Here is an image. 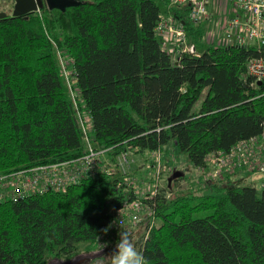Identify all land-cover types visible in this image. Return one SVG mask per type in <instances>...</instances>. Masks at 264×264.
I'll return each instance as SVG.
<instances>
[{
  "label": "trees",
  "instance_id": "16d2710c",
  "mask_svg": "<svg viewBox=\"0 0 264 264\" xmlns=\"http://www.w3.org/2000/svg\"><path fill=\"white\" fill-rule=\"evenodd\" d=\"M74 1L0 19V174L86 155L78 114L96 151L171 144L195 167L260 132L264 80L252 82L246 64L264 48L208 44L205 24L167 0ZM168 14L198 56L162 47L155 27ZM210 191L141 199L156 216L140 249L149 264H264V189L227 181ZM135 197L122 173L98 171L64 191L1 201L0 264L71 259Z\"/></svg>",
  "mask_w": 264,
  "mask_h": 264
},
{
  "label": "built area",
  "instance_id": "2783aa9c",
  "mask_svg": "<svg viewBox=\"0 0 264 264\" xmlns=\"http://www.w3.org/2000/svg\"><path fill=\"white\" fill-rule=\"evenodd\" d=\"M222 1L232 5L234 10L231 16L225 17L221 21L211 20L210 18L212 14L209 11V5H217L215 0H167V5L170 7L187 5L189 9L188 18L193 23H208L206 26V29L208 27L206 30L208 44L220 47L253 45L257 50L261 47L263 48L264 0ZM239 11L243 12L242 16L238 15ZM210 20L211 22L209 23ZM155 33L159 37L162 47L172 54L174 58L183 53L192 56L199 55V50L193 43L188 41L180 21L172 15L160 17L155 27ZM246 74L249 77L252 76L255 81H257L256 79L264 80V58H250L246 64ZM78 121L87 142L88 153L83 157L70 161L1 173L0 202L6 200L16 202L21 198L35 193H42L48 189L64 191L68 185L78 182L85 176L96 174L98 171H102L105 174H112L116 171L114 168L110 169L105 165H100V155L103 154L102 152L105 154V150L96 151L88 142L87 127H89V117H82L78 114ZM260 127L261 130L258 134L240 139L226 150L209 152L204 158L203 178H206L207 182H216L227 175L234 176L241 170L264 172V115ZM120 156L123 160L126 159L124 154ZM154 156L156 160L155 184L150 194L146 197L152 199L156 197L159 191L158 178L161 173L160 151L154 152ZM260 187H264V182L260 183ZM144 210H148V219L145 221L142 245L150 229L156 224L154 209L137 198L125 203L122 208L113 211L117 215L116 221L121 216L130 219L133 223H138L143 216ZM113 223L114 219L111 224Z\"/></svg>",
  "mask_w": 264,
  "mask_h": 264
},
{
  "label": "rangeland",
  "instance_id": "374dc122",
  "mask_svg": "<svg viewBox=\"0 0 264 264\" xmlns=\"http://www.w3.org/2000/svg\"><path fill=\"white\" fill-rule=\"evenodd\" d=\"M219 1L222 4L229 5V7H231L230 4H227L222 0H215V3L217 5H220ZM13 4L14 0H0V11L5 12L7 15H11ZM232 12L233 8L227 13L225 17L231 16ZM35 13L40 14V11H36ZM205 24L206 25L204 26L208 25V23ZM252 82H255V80L252 79ZM67 83L71 85L68 80ZM86 116L87 115H83V117ZM159 151L161 173L158 178V187L159 190L164 189V193L166 195L179 192H190L192 195L211 193V188L224 185L227 181H235L240 185L254 184L259 193L264 189V187H260V183L264 182V180L258 181L256 179L259 176L264 177V172H248L244 170L238 171L234 176L227 175L225 177H222L215 183L211 184L210 187L199 189V187H203L207 182V179L203 178L202 175L204 172L202 171L203 166L195 167L191 165L186 154L180 152L176 147L173 148L171 144L165 146ZM102 153L103 154L100 155V165H105L110 169L114 168L116 172L122 173L124 175L125 183L129 187L133 188L134 193L136 194V197L134 199L138 198L143 200L150 194L152 187H154L156 176V160L153 152L151 153L145 151L140 153L136 152V150L121 152L122 154L125 153V160H123L121 156L118 158L117 155L113 156L106 153L104 154V152ZM208 213L209 211L201 212L195 217L205 216ZM112 214L114 223L107 227V233L102 232L98 240L94 244H92L90 249L86 248V244H82L79 253L71 259L49 258L48 264H110L109 256L113 251L115 244L118 243L120 233L123 232H128L130 234L132 242L140 251L142 239L145 233V221L148 219V210L143 211V216L138 223H133L130 219L121 216L120 219H117L116 221V213L112 212Z\"/></svg>",
  "mask_w": 264,
  "mask_h": 264
},
{
  "label": "clouds",
  "instance_id": "9594fccd",
  "mask_svg": "<svg viewBox=\"0 0 264 264\" xmlns=\"http://www.w3.org/2000/svg\"><path fill=\"white\" fill-rule=\"evenodd\" d=\"M102 231L107 233L108 228ZM109 260L110 264H149L143 252L139 251L132 242L128 232L120 233L118 243L115 244Z\"/></svg>",
  "mask_w": 264,
  "mask_h": 264
},
{
  "label": "water",
  "instance_id": "95a60500",
  "mask_svg": "<svg viewBox=\"0 0 264 264\" xmlns=\"http://www.w3.org/2000/svg\"><path fill=\"white\" fill-rule=\"evenodd\" d=\"M75 3L74 0H14L12 16L28 15L36 12L46 5L50 8H60L71 6ZM6 13L0 11V19L6 17Z\"/></svg>",
  "mask_w": 264,
  "mask_h": 264
},
{
  "label": "crops",
  "instance_id": "0c3cea01",
  "mask_svg": "<svg viewBox=\"0 0 264 264\" xmlns=\"http://www.w3.org/2000/svg\"><path fill=\"white\" fill-rule=\"evenodd\" d=\"M230 6L232 7V5H230ZM231 7H229V5H224L221 2H220V5H209V11L212 14L211 17H210L211 20H220L221 21L227 15V13L233 8V7L232 8ZM226 10H228V11H226ZM233 10H234V8H233ZM238 14L242 16L243 15V12L242 11H239ZM211 20L209 21V23L211 22ZM167 39L170 41L169 38H167ZM256 179L258 181H263L264 180V177L263 176H259Z\"/></svg>",
  "mask_w": 264,
  "mask_h": 264
},
{
  "label": "bare ground",
  "instance_id": "6f19581e",
  "mask_svg": "<svg viewBox=\"0 0 264 264\" xmlns=\"http://www.w3.org/2000/svg\"><path fill=\"white\" fill-rule=\"evenodd\" d=\"M169 15H172V14H168V15H160V17H161V16L166 17V16H169ZM172 16H173V15H172ZM174 18H175V17H174ZM177 20H178V19H177ZM178 21H179V20H178ZM263 48H264V46H263ZM260 49H262V47H261ZM260 49H259V50H260ZM258 58H263V57H258ZM251 77H252V76H251ZM252 78H253V77H252ZM253 79H254V78H253ZM256 80H257L259 83L263 81V79H256ZM123 152H125V151H123ZM155 152H156V151H155ZM123 154H125V153H123ZM123 154L120 153V154L117 155V157L119 158L120 155H123ZM153 154H154V152H153Z\"/></svg>",
  "mask_w": 264,
  "mask_h": 264
}]
</instances>
